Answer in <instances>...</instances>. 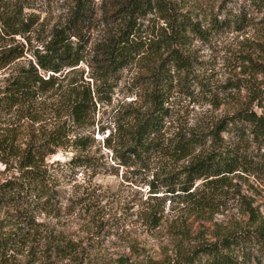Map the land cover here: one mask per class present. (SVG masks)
Here are the masks:
<instances>
[{
  "label": "rangeland",
  "instance_id": "rangeland-1",
  "mask_svg": "<svg viewBox=\"0 0 264 264\" xmlns=\"http://www.w3.org/2000/svg\"><path fill=\"white\" fill-rule=\"evenodd\" d=\"M125 2L93 0L84 60L56 73L55 86L30 107H14L0 117V127L10 129L7 140L15 141L9 151L0 145V182L20 176L17 154L25 147V138L40 139L63 123L71 96L103 83L101 44L123 27ZM15 3L25 5L24 17L36 20L27 34L31 42L25 44L26 39L17 36L0 45L24 43L34 51L55 27L69 21L76 1L0 0L1 5ZM173 3L191 13L205 31L204 37L191 36L188 46L198 58L195 70L204 86L193 85V94L172 91L166 103L172 107L171 116L159 148L128 162L122 154L128 144L121 135L150 108L149 69L155 61L138 60L123 68L110 79L114 87L108 95L93 92L95 105L85 122L73 124L71 142L41 161L58 199L43 204L22 198L0 207V238H14L0 264H172L199 245L264 227V145L259 147L251 136L237 141L239 165L234 172L196 180L188 190L181 172L193 158L209 151V133L221 117L243 105L264 112V106H258L264 105V8L252 0ZM140 21L147 39L163 22L156 12ZM30 51L2 70L0 79L29 63ZM6 84L4 80L2 85ZM31 112L39 121L32 120ZM109 131L116 151L106 147ZM181 133L203 134V143L178 153L174 145ZM76 137L87 144L75 143ZM223 137L229 139V134L224 132ZM74 157H89L91 162L75 165ZM172 175L178 176L177 182L168 187L165 183ZM250 254L247 264H258L257 251L250 248Z\"/></svg>",
  "mask_w": 264,
  "mask_h": 264
},
{
  "label": "trees",
  "instance_id": "trees-1",
  "mask_svg": "<svg viewBox=\"0 0 264 264\" xmlns=\"http://www.w3.org/2000/svg\"><path fill=\"white\" fill-rule=\"evenodd\" d=\"M75 1L69 21L63 26L55 27L43 44L37 46L34 51L26 48L25 44L31 42L27 34L32 31L36 20L24 17L25 5L0 4V42L8 37L12 40H16L17 36L26 39L25 44L0 45V73L14 61L31 52L29 63L21 65L11 76L0 79V117L13 112L14 107L16 109L30 107V104L46 90L55 86L56 73L65 67L77 66L84 60L89 43L86 26L93 0ZM252 2L257 8H264V0ZM175 4L177 3H173V0H126L122 9L126 18L123 27L108 35L106 42L101 44L100 52L104 63L100 72L103 83L97 85L95 90L88 86L81 93L78 91L75 97L71 96L68 103L69 116L63 123L54 126L40 139L36 138V135L24 139L25 147L21 149V154H17L20 159V176L0 182V207L8 202H18L22 198L43 204H50L58 199L57 190L52 188L48 181L50 175L47 167H43L41 161L48 153L55 152L58 147L71 142L69 135L73 124L85 122L91 112V105H95L96 95L94 96L93 92L108 95L114 87L109 83L110 79L138 60L144 59L149 64L155 61V65L152 63L149 69L151 80L148 92L151 105L148 111L137 118L133 128L121 135L128 144L127 150L122 154L127 155L124 159L128 162L132 156L141 158L142 155H149L159 148V140L162 139L166 122L171 116L172 107L166 105L170 93L175 91L193 94L194 91L191 89L193 85L205 84L204 79L195 70L198 58L188 47L191 36L204 37L205 31L199 21L193 19L191 13L183 12ZM153 12H156L163 22L152 30L151 38L147 39L143 37L145 29L140 19ZM4 80L7 82L6 86L2 85ZM258 106L264 105L260 102ZM31 116L33 121H39L32 112ZM9 132L10 129L0 127V145L3 151H9V148L15 146L14 139L7 140ZM224 132L229 134V139L223 137ZM109 135L111 131L106 138V147L116 151ZM202 135L181 133L175 142V151L185 153L192 146L202 144L200 138ZM209 135L211 136L209 151L205 155L193 158L181 171L185 176L184 184L188 185V188L183 187L186 190L190 189L196 180L234 172L239 165L237 161L239 148L236 146L240 143L237 144V141H243L251 136L258 142L259 147L264 145V112H259L253 106L243 105L231 114L221 117ZM74 142L87 144L85 139L78 137ZM73 159L72 163L75 165L91 162L89 157ZM177 177L170 176L165 184L170 187L172 183L177 182ZM13 239L0 238V262L4 259L8 244ZM250 248L257 251L256 263L263 264L262 225L199 245L172 264H247L246 260L251 257Z\"/></svg>",
  "mask_w": 264,
  "mask_h": 264
}]
</instances>
